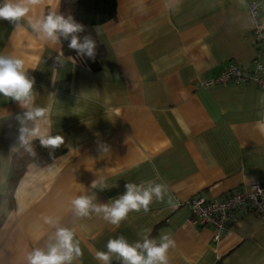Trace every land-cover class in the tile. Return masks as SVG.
<instances>
[{
    "label": "crops",
    "instance_id": "obj_1",
    "mask_svg": "<svg viewBox=\"0 0 264 264\" xmlns=\"http://www.w3.org/2000/svg\"><path fill=\"white\" fill-rule=\"evenodd\" d=\"M60 3L43 0L33 14L60 12ZM254 3L264 36V0H181L179 7L117 0L115 19L95 28L105 49L97 71L26 25L15 31L0 19V53L25 61L36 81L35 104L51 105V135L64 139L58 157L27 164L10 191L11 162L23 152H11L15 116L23 109L0 96V264H26L27 253L54 231L48 216L75 229L83 256L74 264H101L95 252L105 251L110 238L142 242L149 230L150 238L175 240L169 264H264V218L237 213L228 234L213 241V231L192 224L182 205L264 184V136L255 127L264 118V91L251 80L207 85L229 63L253 69ZM101 177L108 188L92 190L100 203L122 195L126 183L154 180L168 185L176 207L154 200L118 227L102 215L76 217L71 200Z\"/></svg>",
    "mask_w": 264,
    "mask_h": 264
},
{
    "label": "clouds",
    "instance_id": "obj_2",
    "mask_svg": "<svg viewBox=\"0 0 264 264\" xmlns=\"http://www.w3.org/2000/svg\"><path fill=\"white\" fill-rule=\"evenodd\" d=\"M181 0H170V6L179 7ZM43 3V0H0V19L8 20L19 31L25 25L31 29L39 40L54 47L67 41V47L74 50L77 56L94 59L96 56V42L90 34L85 32V26L75 20L72 15L65 16L56 10H49L46 14H33V8ZM58 63H62L57 56ZM35 78L29 75L25 61L13 54L0 53V96L19 103L22 113L15 116L17 122L16 142L11 152L21 150L35 155L33 141L39 140L42 147L54 152L63 143L60 135H51L49 115L51 105L41 107L35 104L37 95L34 90ZM49 96H55L50 93ZM258 132L264 136V118L256 121ZM102 153L108 148L100 146ZM108 188L104 178L92 181L91 188L71 200V211L76 217H89L92 214L102 215L108 223L119 226L127 219L130 212H147L153 201L176 207L169 187L165 183L154 180L146 182L126 183V191L107 203H100L93 189L101 191ZM165 198L166 201H165ZM44 222L54 231L48 236L43 247H36L26 255V264H74L82 259L83 252L80 240L76 238L75 229L61 226L58 217H45ZM105 251H96L95 259L101 264H112L119 260L122 264H169V250L175 247V240L164 234L150 238V230L141 241L130 243L120 235L110 238Z\"/></svg>",
    "mask_w": 264,
    "mask_h": 264
},
{
    "label": "built area",
    "instance_id": "obj_3",
    "mask_svg": "<svg viewBox=\"0 0 264 264\" xmlns=\"http://www.w3.org/2000/svg\"><path fill=\"white\" fill-rule=\"evenodd\" d=\"M259 11L258 4L250 5L249 13L255 22L253 34L258 45L257 55L251 62L253 69L229 63L207 85H225L230 81L245 84L251 80L264 91V62H261L264 60V36L258 23ZM182 205L188 207L191 223L201 228H210L213 231L212 240L218 241L228 234V224L237 213H252L264 218V184L254 182L246 185L244 189L239 188L222 198L211 200L200 195L193 196Z\"/></svg>",
    "mask_w": 264,
    "mask_h": 264
},
{
    "label": "trees",
    "instance_id": "obj_4",
    "mask_svg": "<svg viewBox=\"0 0 264 264\" xmlns=\"http://www.w3.org/2000/svg\"><path fill=\"white\" fill-rule=\"evenodd\" d=\"M116 1L117 0H61L59 13L65 16L72 15L77 22L85 26L86 30L81 35L90 34L96 42V56L94 59L77 56L74 50H70L67 47V41H63L61 44L64 56L72 57L77 62L88 66L92 71L100 69V61L105 56V49L98 41L95 28L115 19ZM33 147L35 149V155L23 151L18 157L12 159L9 184L10 191L14 190L27 164L33 162L39 166L45 165L58 157L62 152L60 147L55 149L54 152L48 148L42 147L39 140L33 142ZM114 264H122V262L118 261Z\"/></svg>",
    "mask_w": 264,
    "mask_h": 264
}]
</instances>
